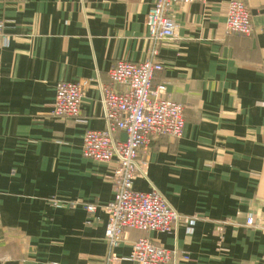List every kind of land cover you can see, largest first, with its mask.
I'll use <instances>...</instances> for the list:
<instances>
[{"label":"crops","instance_id":"0c3cea01","mask_svg":"<svg viewBox=\"0 0 264 264\" xmlns=\"http://www.w3.org/2000/svg\"><path fill=\"white\" fill-rule=\"evenodd\" d=\"M229 1L249 10L251 35L226 33ZM153 3L0 0L2 264L104 260L117 163L83 158L82 138L105 129L110 69L151 49L162 66L153 84L184 107V129L139 151L133 189L156 190L180 220L169 233L128 231L116 257L127 264L146 237L177 264H264V0L178 5L175 37L157 43L145 31ZM59 82L85 83L77 118L52 117Z\"/></svg>","mask_w":264,"mask_h":264},{"label":"built area","instance_id":"2783aa9c","mask_svg":"<svg viewBox=\"0 0 264 264\" xmlns=\"http://www.w3.org/2000/svg\"><path fill=\"white\" fill-rule=\"evenodd\" d=\"M206 2L154 0L145 19L147 39L152 43L173 39L177 28L172 18L174 7L193 3L204 5ZM225 16L226 33L251 35L250 12L243 2L229 1ZM156 57L157 50L151 49L142 62L115 63L108 73L110 83L100 86L105 129L87 130L82 138L83 158L96 163H117L112 181L114 198L105 207L107 254L99 264H122V259L116 257L114 250L128 231L169 233L180 220V215L166 204L156 190L137 192L133 189L139 169V151L147 148L154 137L179 139L184 129V107L165 98V83L153 84L155 76L162 71ZM84 87L85 83H57L52 117L77 118L82 107ZM118 135L125 136V139ZM95 209V206H86L89 213ZM252 223L253 220L249 219L248 224ZM124 261L127 264H177L174 251L156 246L146 237H140L132 244L131 253Z\"/></svg>","mask_w":264,"mask_h":264},{"label":"water","instance_id":"95a60500","mask_svg":"<svg viewBox=\"0 0 264 264\" xmlns=\"http://www.w3.org/2000/svg\"><path fill=\"white\" fill-rule=\"evenodd\" d=\"M255 14V13H254ZM123 139H125V136H123Z\"/></svg>","mask_w":264,"mask_h":264}]
</instances>
